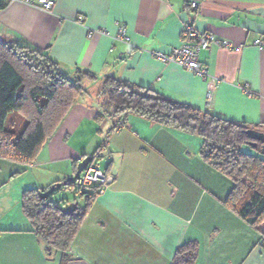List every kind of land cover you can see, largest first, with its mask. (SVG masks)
Segmentation results:
<instances>
[{
	"label": "crops",
	"instance_id": "crops-1",
	"mask_svg": "<svg viewBox=\"0 0 264 264\" xmlns=\"http://www.w3.org/2000/svg\"><path fill=\"white\" fill-rule=\"evenodd\" d=\"M53 1L49 11L20 1L0 7V40L17 39L67 72L94 76L82 79L85 91L31 162L0 157V264H169L187 241L196 245L193 264H264L259 232L224 205L232 183L199 156V135L130 111L95 118L97 91L112 75L235 121H264V46L253 44L264 35V0H196L197 10L188 0ZM186 19L229 43L199 50L205 78L149 52L178 45ZM118 22L128 42L114 37ZM91 29L102 31L87 35ZM98 145L103 164H96L113 181L87 207L67 249L47 252L29 230L21 191L73 175L78 156Z\"/></svg>",
	"mask_w": 264,
	"mask_h": 264
},
{
	"label": "trees",
	"instance_id": "trees-1",
	"mask_svg": "<svg viewBox=\"0 0 264 264\" xmlns=\"http://www.w3.org/2000/svg\"><path fill=\"white\" fill-rule=\"evenodd\" d=\"M6 3L0 0V7ZM93 76L89 70L67 72L44 51L17 39L0 40V157L31 162L71 104L85 91L82 79ZM96 95L97 120L106 115L122 117L130 111L199 135V156L232 183L224 205L256 229L264 245V151L259 141L252 146L245 133L247 128L264 132V121L252 125L235 121L153 90H142L112 75L104 76ZM11 111L25 117V126L17 134L5 127ZM244 145L253 147L254 152L244 150ZM99 146L89 155L92 161L98 157ZM66 185L74 187V183ZM46 189L24 188L21 208L30 223L29 230L44 242L45 250L64 252L95 198L94 188L86 191L74 187L71 201H76L77 206L70 213L62 212L63 206L50 200L49 195L42 196ZM79 198L83 199L82 204ZM196 255L195 243L183 242L169 264H193Z\"/></svg>",
	"mask_w": 264,
	"mask_h": 264
},
{
	"label": "built area",
	"instance_id": "built-area-1",
	"mask_svg": "<svg viewBox=\"0 0 264 264\" xmlns=\"http://www.w3.org/2000/svg\"><path fill=\"white\" fill-rule=\"evenodd\" d=\"M5 2L20 1L25 4L36 6L40 9L49 11L52 8L53 0H2ZM187 6L192 10L198 9V2L196 0H188ZM81 20V16H78ZM93 31H102L101 29L88 30L87 35ZM116 39L128 42L129 36L126 31V26L123 22L117 23ZM210 43L228 46V41L216 38L208 31H202L196 28L192 19H186L182 22L180 28V43L173 46L169 51L163 52L156 49L149 52L160 59L161 61H170L178 65L193 70L197 75L205 78L207 71L198 59V52L200 49L206 48ZM253 44L257 47L264 46V35H260L253 40ZM247 93L252 91L243 87ZM209 95V93H208ZM82 160V156H78ZM114 176L105 169L99 167L96 162L90 161L86 166L76 175L74 179V186L91 191L94 188V197L101 194L113 181Z\"/></svg>",
	"mask_w": 264,
	"mask_h": 264
},
{
	"label": "rangeland",
	"instance_id": "rangeland-1",
	"mask_svg": "<svg viewBox=\"0 0 264 264\" xmlns=\"http://www.w3.org/2000/svg\"><path fill=\"white\" fill-rule=\"evenodd\" d=\"M25 117L22 116L17 111H11L7 114L5 119V127L11 129L14 133H19L23 127L25 126ZM244 150H248L251 152H254L253 147L249 145L243 146ZM94 162H97L98 164L102 165L103 161L101 160H95ZM75 187V186H74ZM74 187L72 185H63L54 190L51 194H49V199L56 202L57 204H60L64 206L66 201L72 200V198L75 196ZM82 198L78 199L79 204H82L83 201ZM65 203V204H64Z\"/></svg>",
	"mask_w": 264,
	"mask_h": 264
},
{
	"label": "water",
	"instance_id": "water-1",
	"mask_svg": "<svg viewBox=\"0 0 264 264\" xmlns=\"http://www.w3.org/2000/svg\"><path fill=\"white\" fill-rule=\"evenodd\" d=\"M247 137H249L252 141L250 142L252 146L256 144V141L261 142V151H264V132L261 130H257L254 128H247L245 130ZM92 158L89 155L83 157V159L77 164L76 171L73 175H70L63 179L62 181L52 183L45 191L41 193L42 196L46 197L51 192L59 188L60 186L66 185L67 183H73L76 175L86 166L88 162H90ZM77 206L76 201H70L65 206L61 208L62 212L70 213Z\"/></svg>",
	"mask_w": 264,
	"mask_h": 264
}]
</instances>
